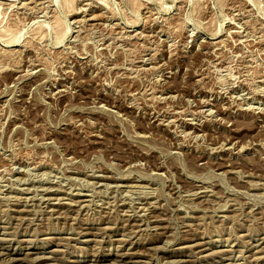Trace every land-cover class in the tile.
I'll list each match as a JSON object with an SVG mask.
<instances>
[{"label": "rangeland", "instance_id": "obj_1", "mask_svg": "<svg viewBox=\"0 0 264 264\" xmlns=\"http://www.w3.org/2000/svg\"><path fill=\"white\" fill-rule=\"evenodd\" d=\"M0 264H264V0H0Z\"/></svg>", "mask_w": 264, "mask_h": 264}, {"label": "bare ground", "instance_id": "obj_2", "mask_svg": "<svg viewBox=\"0 0 264 264\" xmlns=\"http://www.w3.org/2000/svg\"><path fill=\"white\" fill-rule=\"evenodd\" d=\"M70 5V4H69ZM55 20V19H54ZM59 24H61V23H59ZM66 29H67V27H66ZM64 30V32L59 36V38H60V40H59V44L62 42V41H64L65 39H66V37H67V35H68V32H69V29L68 30ZM204 188V187H203Z\"/></svg>", "mask_w": 264, "mask_h": 264}]
</instances>
